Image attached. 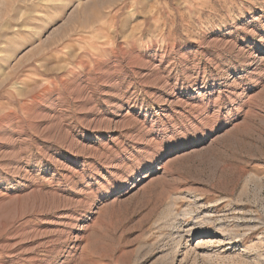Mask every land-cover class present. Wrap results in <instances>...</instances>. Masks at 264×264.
<instances>
[{"label": "rangeland", "instance_id": "374dc122", "mask_svg": "<svg viewBox=\"0 0 264 264\" xmlns=\"http://www.w3.org/2000/svg\"><path fill=\"white\" fill-rule=\"evenodd\" d=\"M0 264H264V0H0Z\"/></svg>", "mask_w": 264, "mask_h": 264}, {"label": "bare ground", "instance_id": "6f19581e", "mask_svg": "<svg viewBox=\"0 0 264 264\" xmlns=\"http://www.w3.org/2000/svg\"><path fill=\"white\" fill-rule=\"evenodd\" d=\"M164 238V237H163Z\"/></svg>", "mask_w": 264, "mask_h": 264}]
</instances>
